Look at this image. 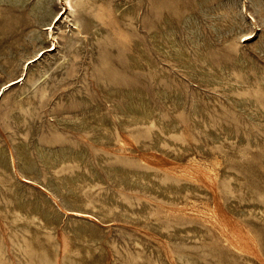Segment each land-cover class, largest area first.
Listing matches in <instances>:
<instances>
[{
	"label": "rangeland",
	"instance_id": "1",
	"mask_svg": "<svg viewBox=\"0 0 264 264\" xmlns=\"http://www.w3.org/2000/svg\"><path fill=\"white\" fill-rule=\"evenodd\" d=\"M0 94V264H264V0H0Z\"/></svg>",
	"mask_w": 264,
	"mask_h": 264
},
{
	"label": "bare ground",
	"instance_id": "2",
	"mask_svg": "<svg viewBox=\"0 0 264 264\" xmlns=\"http://www.w3.org/2000/svg\"><path fill=\"white\" fill-rule=\"evenodd\" d=\"M76 12V11H75ZM58 16V15H57ZM79 18V17H78ZM77 18V19H78ZM76 20V19H75ZM80 24V23H79ZM81 25H83V24H81ZM84 26V25H83ZM80 27V26H79ZM86 33V32H85ZM85 36V35H84ZM84 36H83V38H84ZM89 36V35H88ZM138 46V45H137ZM69 47V46H68ZM39 53V52H38ZM40 54V53H39ZM37 56H38V54H37ZM31 60V59H30ZM121 68V67H120ZM115 70V69H114ZM116 71V70H115ZM116 72H119V71H116ZM21 75H23V74H21ZM19 80H23V78L22 77H20V78H18V79H16V80H14V81H12V82H9L7 85H12V83H14V82H17V81H19ZM108 91V90H107ZM0 96H1V94H0ZM137 97V96H136ZM110 102V101H109ZM113 103V102H112ZM133 103V102H132ZM139 103H140V101H139ZM109 104V103H108ZM135 106H136V104H135ZM139 106V105H138ZM142 107H143V105H142ZM81 110V109H80ZM84 111V110H83ZM111 114H113V113H111ZM114 115V114H113ZM116 116V115H115ZM120 116V115H119ZM111 117V116H110ZM113 118V117H112ZM95 120V119H94ZM93 120V121H94ZM114 120V119H113ZM116 121V120H115ZM124 124H125V119L123 118V116H122V118H121V120H120V126H121V128L122 129H124ZM116 125V124H115ZM85 126V125H84ZM119 126V127H120ZM72 127V126H71ZM89 127V126H88ZM85 128H87L86 126H85ZM70 129V128H69ZM71 129H73V128H71ZM77 129V128H76ZM93 130V129H92ZM103 133H107V132H103ZM101 139V138H100ZM108 141V140H107ZM82 150V149H81ZM87 154H88V152H87ZM86 154V155H87Z\"/></svg>",
	"mask_w": 264,
	"mask_h": 264
}]
</instances>
